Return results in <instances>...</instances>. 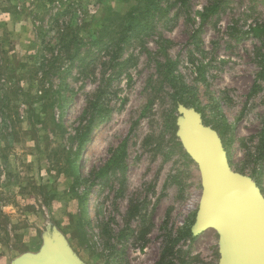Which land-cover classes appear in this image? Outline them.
Returning <instances> with one entry per match:
<instances>
[{"label":"rangeland","instance_id":"374dc122","mask_svg":"<svg viewBox=\"0 0 264 264\" xmlns=\"http://www.w3.org/2000/svg\"><path fill=\"white\" fill-rule=\"evenodd\" d=\"M185 114L264 196V0H0V264H220Z\"/></svg>","mask_w":264,"mask_h":264},{"label":"water","instance_id":"95a60500","mask_svg":"<svg viewBox=\"0 0 264 264\" xmlns=\"http://www.w3.org/2000/svg\"><path fill=\"white\" fill-rule=\"evenodd\" d=\"M185 116V144L200 165L204 188L195 233L218 231L220 264H264L263 194L251 178L231 170L217 135L193 115ZM52 264L65 262L57 258Z\"/></svg>","mask_w":264,"mask_h":264},{"label":"bare ground","instance_id":"6f19581e","mask_svg":"<svg viewBox=\"0 0 264 264\" xmlns=\"http://www.w3.org/2000/svg\"><path fill=\"white\" fill-rule=\"evenodd\" d=\"M218 230H219V232H221V234L223 235V228H222V226H220V227L218 228Z\"/></svg>","mask_w":264,"mask_h":264}]
</instances>
